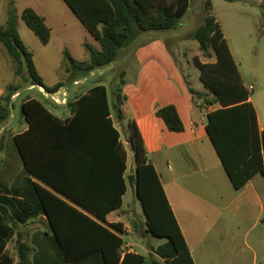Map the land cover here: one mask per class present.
Here are the masks:
<instances>
[{
	"label": "trees",
	"instance_id": "1",
	"mask_svg": "<svg viewBox=\"0 0 264 264\" xmlns=\"http://www.w3.org/2000/svg\"><path fill=\"white\" fill-rule=\"evenodd\" d=\"M63 1L99 44V50L85 46L89 60L84 63L74 62L64 52L71 83L115 63L120 52L134 40L137 33L173 30L191 3V0ZM204 7L205 17L189 38L198 43L205 58H215L212 63H201L194 59L199 69V80L212 97L208 103L214 106L207 113L205 131L232 186L239 190L257 172H264V129L259 132L256 113L249 100L251 92L243 84L222 28L212 15L211 2L206 1ZM19 18L42 45L49 42L50 29L44 18L33 9H23ZM17 19L13 1L10 0L5 22L0 26V44L15 65V75L23 83L41 88L49 95L58 93L64 84H44L35 67L33 54L20 39ZM124 76L122 71L118 81L120 87L124 85ZM120 87L113 95L112 102L105 86L89 88L85 94L68 104L70 114L65 119L51 113L40 100L27 98L20 108L28 128L14 136L17 150L30 174L100 221L105 220L107 213L121 207L122 197L127 190L128 181L124 179L126 153L121 143V133L115 128L111 117L114 113L117 121L124 118L121 107L125 96ZM20 89V86L7 85L0 97V124H5L10 117L12 97ZM195 93L199 95L190 92L191 95ZM155 116L169 132L184 131V125L173 105L159 108ZM126 132L135 164L134 193L144 214L145 233L164 240L155 248L145 243L147 250L158 256L164 264H195L133 121L128 122ZM92 170L97 172L93 173ZM108 173L110 178H107ZM83 174L87 175L86 183L99 184L98 189L104 191L103 197L100 195L104 202L107 201L106 185L109 183L110 196L114 194V200L108 207H94L73 194L69 186L67 188L65 179H71V186L83 184L82 180L75 178ZM23 196L32 212L47 216L67 261L73 262L83 258L85 253L95 252L99 253L104 264L145 262L146 257L139 254L122 255V240L119 236L29 178L23 181ZM59 218L77 222L87 235L84 240L72 242L65 238L63 229L71 226H59ZM112 228L121 232L119 224L112 225ZM75 245L83 249L75 253L72 251ZM22 248L23 245H18L19 259L21 264H26V254ZM150 264L162 263L152 260Z\"/></svg>",
	"mask_w": 264,
	"mask_h": 264
},
{
	"label": "crops",
	"instance_id": "2",
	"mask_svg": "<svg viewBox=\"0 0 264 264\" xmlns=\"http://www.w3.org/2000/svg\"><path fill=\"white\" fill-rule=\"evenodd\" d=\"M9 1L0 0V16L5 17V19L9 8ZM12 1L18 18L23 9L31 8L39 16L44 18L45 24L49 28L45 17V10L48 5L46 0ZM60 1L63 0H55L58 3H61ZM261 1L263 0H259L260 5L264 6V2ZM216 19L222 28L233 57L230 44L225 34L224 25L217 17ZM155 46L162 47L159 44H152L149 47L154 48ZM233 60L235 62L234 57ZM95 72L90 73V76ZM249 87L246 88L249 90ZM4 90L5 85H0V97L4 94ZM249 100L254 107L258 129L261 132L264 129V112L260 116L251 99ZM168 105H173L176 108L184 125V131L181 133L169 132L163 122L155 116L156 110L162 106H155L151 114H153L156 121L158 120L161 123L160 126L156 122L155 126L160 150L158 151L157 161H152L147 157L159 176L194 263L264 264V172H257L241 189H234L205 131L207 113L213 110V108L207 111L200 110L194 105L192 96L187 102ZM46 108L62 119L69 117L70 114L64 107L56 110ZM195 115H198L199 118H196ZM111 117L118 131H120V127L126 125L125 115L123 121L114 120L113 113ZM139 120L141 121L133 120V122L136 124L145 148L144 132L140 125L142 119ZM15 126L10 135L6 137L0 136V264H21L18 251V245L20 244L23 245L22 250L26 254V264H104L99 253L95 252L85 253L83 258L73 262L66 260L47 216L44 213L32 212L25 202L23 196V181L26 178L31 179L34 183L51 191L69 206L119 236L122 240L120 248L122 255L129 253L142 256L146 255L147 257L145 256L146 260L143 264H150L152 260L164 264L158 256L150 253L145 246V243L148 244L150 241V235L145 233L144 214L140 201L137 199L134 189H131L127 182V190L122 197L121 207L107 213L105 220L100 221L92 213L80 207L68 197L54 192L26 170L17 150L14 136L27 130L28 124L22 118L19 120L17 128ZM3 128L4 124H0V134ZM125 137V142L121 143L126 153L124 179L127 180L129 176L134 177L135 164L132 151L127 142V132L125 133ZM164 163H166V169H164ZM92 171L94 173L96 170ZM86 176L85 174L82 176L79 175V178L75 176L78 180H82L83 184L77 183V185L72 184L71 186V179L67 178L64 180L65 185L67 188L69 186V190L73 194L80 196L92 206L97 208L108 207L114 200V194L112 197L110 196L109 183L107 182L106 185L107 201L104 202L100 197V195L103 197L104 191L98 189L100 188L99 184L86 183ZM107 178H110L109 173ZM200 179H206L209 181V184L218 187L219 190L217 193H220L219 187H223V194L216 195L224 203L222 214L229 208H232V217L219 218L216 214H209L210 211L198 217L192 214L189 206L188 208L184 206V214L187 216V219L181 224L166 186H168L170 191H173L172 196L175 198L177 193L182 194L184 184H190L192 187L200 186ZM202 183L204 185L203 181ZM102 186L103 183H101ZM127 193H131L139 201V208H125L124 198ZM181 198L186 199L182 195ZM201 202L208 205L213 211L217 209L213 200L209 201L203 198ZM179 211L183 214L180 207ZM57 222L61 227L64 225L71 226L69 227L70 229H63V235L69 241L81 242L87 236L75 221L59 218ZM116 224L121 225V232H117L112 228V225ZM163 242L164 240H161L160 244ZM160 244L149 245L155 248ZM136 248H139L142 252H138ZM80 249H83V247L80 248L75 245L72 251L76 253ZM248 253L252 255L251 259L248 257Z\"/></svg>",
	"mask_w": 264,
	"mask_h": 264
},
{
	"label": "rangeland",
	"instance_id": "3",
	"mask_svg": "<svg viewBox=\"0 0 264 264\" xmlns=\"http://www.w3.org/2000/svg\"><path fill=\"white\" fill-rule=\"evenodd\" d=\"M206 1L208 0H191L187 13L173 30L137 33L134 40L120 52L115 63L74 83L69 82L70 74L66 71L67 61L64 58V52H67L74 62L84 63L89 60L85 46L99 50V44L65 2L46 0L48 5L45 17L51 29V38L46 45H42L18 18L20 39L33 54L35 67L44 84L53 86L63 83L64 86L58 93L49 95L41 88L23 83L15 75V65L0 44V85L4 84L5 89L7 85L21 87L18 94L12 97L13 108L0 136L10 135L15 125L17 128L19 120L22 119L20 106L27 98L40 100L51 110L64 107L70 112L69 103L85 94L89 88L103 85L107 88L110 102H112L113 95L120 87L119 74L124 71V85L120 88L126 99L122 108L126 116V125L120 127L121 142H125V127L128 122L142 119L140 125L144 132L147 156L150 160L157 161L160 145L155 126L156 122L160 126L161 123L151 114L155 106L184 103L192 96L194 105L200 110L207 111L214 108L208 103L212 97L199 80V69L195 66L194 59L201 63H212L215 58L214 56L205 58L199 50L198 43L189 38L205 17ZM209 1L212 15L224 25L243 84L247 88L249 86L254 88L250 99L261 116L264 112V6L260 5L259 0ZM4 21L5 17L0 16V26L4 24ZM152 44H159L162 47H149ZM191 91L199 95L196 93L191 95ZM63 99H65L64 105H62ZM113 116L117 121L114 113ZM195 117L199 118L198 115ZM126 148L128 149L127 145ZM164 169H166V163H164ZM200 180L201 187L183 185L181 195L186 199L181 198L180 193L176 191L177 195L174 198L173 191L166 186L181 224L187 219L184 206L187 208L189 206L192 214L198 217L209 211V214H216L219 218L232 217V208L222 214L224 203L217 198L218 195L223 194V187H219L220 193H217L218 187L209 184L206 179ZM203 198L213 200L217 209L213 211L208 205L202 203ZM138 204L139 201L131 193L126 194L125 208L136 209L139 208ZM179 207L183 214L180 213ZM149 240L148 244L151 245L160 244L161 241L153 236H150ZM136 249L142 252L139 248ZM248 257L251 259L252 255L248 253Z\"/></svg>",
	"mask_w": 264,
	"mask_h": 264
},
{
	"label": "water",
	"instance_id": "4",
	"mask_svg": "<svg viewBox=\"0 0 264 264\" xmlns=\"http://www.w3.org/2000/svg\"><path fill=\"white\" fill-rule=\"evenodd\" d=\"M133 176H129L128 178H127V181H128V185H129V187L131 188V189H134V191H135V193H136V189H135V187H133V184H132V181H133Z\"/></svg>",
	"mask_w": 264,
	"mask_h": 264
},
{
	"label": "built area",
	"instance_id": "5",
	"mask_svg": "<svg viewBox=\"0 0 264 264\" xmlns=\"http://www.w3.org/2000/svg\"><path fill=\"white\" fill-rule=\"evenodd\" d=\"M253 90V87L252 86H250L249 87V91H252ZM51 98L53 99V97L51 96ZM54 100V99H53ZM55 101V100H54ZM55 103H57V101H55ZM64 103H65V99H63L62 100V105H64Z\"/></svg>",
	"mask_w": 264,
	"mask_h": 264
}]
</instances>
